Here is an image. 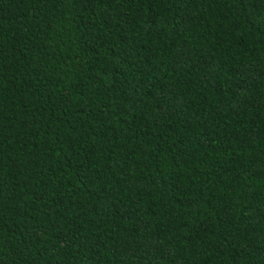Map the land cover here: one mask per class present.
Listing matches in <instances>:
<instances>
[{
    "label": "trees",
    "instance_id": "1",
    "mask_svg": "<svg viewBox=\"0 0 264 264\" xmlns=\"http://www.w3.org/2000/svg\"><path fill=\"white\" fill-rule=\"evenodd\" d=\"M0 264H264V0H0Z\"/></svg>",
    "mask_w": 264,
    "mask_h": 264
}]
</instances>
